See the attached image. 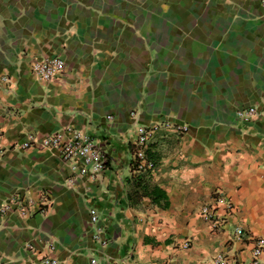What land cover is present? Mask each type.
Instances as JSON below:
<instances>
[{
  "label": "crops",
  "instance_id": "obj_1",
  "mask_svg": "<svg viewBox=\"0 0 264 264\" xmlns=\"http://www.w3.org/2000/svg\"><path fill=\"white\" fill-rule=\"evenodd\" d=\"M41 57L64 73L38 81ZM243 107L257 110L250 123ZM139 125L159 126L153 170L135 166ZM70 127L103 152L96 178L39 147ZM0 134V208L35 204L0 212V264H249L253 243L235 229L264 238L263 0H0ZM217 192L235 209L214 231L200 210Z\"/></svg>",
  "mask_w": 264,
  "mask_h": 264
},
{
  "label": "built area",
  "instance_id": "obj_2",
  "mask_svg": "<svg viewBox=\"0 0 264 264\" xmlns=\"http://www.w3.org/2000/svg\"><path fill=\"white\" fill-rule=\"evenodd\" d=\"M264 2V0H263ZM32 74L38 81L48 82L62 75L65 71V62L59 57H41L36 58L31 65ZM257 110L254 107H243L236 113L239 121L250 123L256 116ZM168 128L175 130L177 133H184L188 130L187 126H171ZM159 126H144L139 125L135 132V141L133 143L135 150V166L138 170L146 168L154 169V165L147 159V150L149 142ZM31 147L29 143H24L21 148L27 149ZM42 149L57 150L61 158L69 163L72 168L77 169L81 176L96 178L105 171V156L101 149L93 143L90 137L74 128H66L53 135L45 137L40 146ZM5 154V149L1 146L0 134V158ZM35 204L29 200L14 198L6 205L0 208L2 214L13 212L14 210L22 217H28L31 214V209ZM49 202L46 196L42 197L40 212L46 215ZM225 211V216L219 215L220 210ZM234 205L222 193L217 192L214 200L210 205H204L201 210V218L210 225L214 231L221 230L227 223V220L234 212ZM91 224L94 227L93 239L102 247L107 245V241L103 237V231L100 224V217L94 209L90 211ZM235 237L238 240H250L253 243L252 258L249 264H264V238L254 237L249 234L244 228L237 227L235 229ZM189 243L184 244V248L189 247ZM50 248L53 250L54 245ZM91 264H99L97 259L92 258ZM51 264H56L52 261ZM211 264H231L229 258L223 254H218Z\"/></svg>",
  "mask_w": 264,
  "mask_h": 264
},
{
  "label": "trees",
  "instance_id": "obj_3",
  "mask_svg": "<svg viewBox=\"0 0 264 264\" xmlns=\"http://www.w3.org/2000/svg\"><path fill=\"white\" fill-rule=\"evenodd\" d=\"M152 192H153V203L155 205H161L160 201L161 200H165V204L164 206L167 207L168 206V198L166 196V194L158 187H154L152 189Z\"/></svg>",
  "mask_w": 264,
  "mask_h": 264
}]
</instances>
